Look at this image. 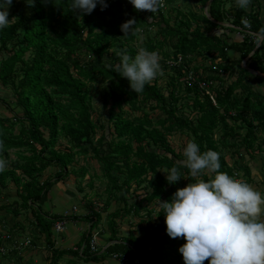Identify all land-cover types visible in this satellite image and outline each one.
Listing matches in <instances>:
<instances>
[{
	"label": "trees",
	"instance_id": "obj_1",
	"mask_svg": "<svg viewBox=\"0 0 264 264\" xmlns=\"http://www.w3.org/2000/svg\"><path fill=\"white\" fill-rule=\"evenodd\" d=\"M163 1L164 7L154 14L135 10L129 0H108L107 9L102 11L98 5L85 15L73 12L70 0H36L34 5L14 0L9 9L10 24L0 30V83L12 96L0 95L1 106L12 113V117L0 114V159L5 162L0 171V211L12 207L19 216L20 208H31L32 225L45 236L49 264H60L66 255L83 264H104L115 253L141 264H166L172 251L177 259L169 264H184L179 252L183 239L165 232L160 239L149 240L132 229L123 231L118 222L129 215L142 216L144 210L146 218L140 226L149 230L158 226L164 232L159 200H170L178 188L198 179L178 165L185 157L170 137L186 135L201 152L217 151L219 171L233 178L241 169V158L264 153V139H259V132L264 133V95L256 91L251 79L258 76L255 73L264 75V42L250 56L259 42L251 33L264 38L256 5L250 9H241L235 2L230 5L232 25L242 28L236 30L222 24L226 19L223 0L211 2L212 19L205 11L197 14L192 7L185 9L180 5L184 0ZM130 20L139 35L123 36L121 25ZM236 31L239 35L232 38ZM140 48L159 54L163 74L136 94L128 80L115 73L114 65L123 53L134 57ZM229 50L239 57L228 59ZM180 55L183 62L179 66L167 63ZM201 59L204 63L198 66L196 61ZM201 68L204 78L216 82L211 86L214 98L197 83L187 81L190 71L199 75ZM95 96L102 103L100 110L93 105ZM11 151L15 152L13 159ZM234 152L239 156L232 164ZM79 156L100 162L107 208L116 204L108 224V240L114 243L104 252L91 250L90 232L84 245L80 243L75 250L57 248L53 225L62 217L43 209L57 183L74 173ZM174 166L183 177L171 185L163 171ZM52 168H58L53 178L45 176ZM78 173L84 175V170ZM208 173L205 170L199 178L210 179ZM11 184L21 199L20 204L16 202L19 208L7 203L12 197ZM90 204L88 215L74 218L90 221L93 227L100 214ZM10 232L4 241L12 244L14 256L21 259L24 255L18 253L14 239L17 232ZM4 241L0 233L6 255L10 249ZM67 264H77L76 258Z\"/></svg>",
	"mask_w": 264,
	"mask_h": 264
},
{
	"label": "clouds",
	"instance_id": "obj_2",
	"mask_svg": "<svg viewBox=\"0 0 264 264\" xmlns=\"http://www.w3.org/2000/svg\"><path fill=\"white\" fill-rule=\"evenodd\" d=\"M13 2L0 0V30L10 24L9 9ZM35 2L26 0L28 5ZM129 2L135 10H147L152 14L163 6V0ZM252 2L235 0L241 9H247ZM98 5L102 11L109 7L108 0H70L72 11L81 15L91 14ZM121 30L123 36L140 34V30L134 28V20L123 23ZM114 71L128 80L136 94L143 93L147 85L163 74L159 54L146 48H140L134 57L123 53ZM183 155L185 159L178 161V165L198 179L178 188L170 200H159L158 207L164 213L168 236L186 241L179 248L184 264H205V261L208 264H264V193L219 171L220 154L215 150L201 152L196 142L189 141ZM4 167L5 162L0 160V171ZM205 170L214 176L207 180L199 178ZM163 172L171 185L183 177L175 166Z\"/></svg>",
	"mask_w": 264,
	"mask_h": 264
},
{
	"label": "rangeland",
	"instance_id": "obj_3",
	"mask_svg": "<svg viewBox=\"0 0 264 264\" xmlns=\"http://www.w3.org/2000/svg\"><path fill=\"white\" fill-rule=\"evenodd\" d=\"M228 2L230 3V0L229 1L223 0V5L221 6L224 13L226 14L228 12L227 10L229 6ZM180 5H182L183 7L186 6L185 9H189L192 7L197 14H202L205 11L206 4H204L202 0H184V2L181 3ZM257 7L258 5L255 6V10H257ZM228 14L231 15L230 12ZM234 36H235L234 33L231 34L232 38H234ZM238 54L239 53L237 52L235 53V55L239 57ZM196 62H197L196 64H200V63H204V60L201 59V60H197ZM0 95L5 97L6 99L12 98V96L8 94V90L6 89V87L3 86L1 83H0ZM93 105L97 110L101 109L102 103L98 96L93 97ZM0 114H3L1 116L12 117V113H10V111H8L7 109L3 108L1 104H0ZM130 116L133 117L135 116V114H130ZM170 142L172 143L173 147L179 151V150H184V147L186 143L189 142V140L186 135L177 133L170 137ZM13 158H15V152L11 151L10 159ZM77 158L78 159H76L74 169L73 167L70 168L73 169L74 173H71L68 177L58 182V184L55 186V188L56 187L57 188L49 194V197L51 198H53V195L57 197L52 199L51 202L47 201L43 205V209L45 212L49 211L48 213L50 215H54L52 214V211L53 212L57 211L58 213L61 214V217H63V214L65 215L71 214L70 216H72L73 220H76L79 217L86 216L91 211L90 203H92V205L95 206L97 210H99V214H100L99 222H97L96 224L97 230L100 229L105 230L108 228L109 219L111 218V213L116 209V204L113 203L111 206L107 208L106 205L107 193L105 191L106 181L103 178L102 165L98 160L95 159H89L84 156L83 157L79 156ZM82 170H84V175L83 174L79 175L78 172ZM50 171H47L45 173V176L47 175L49 177H51L52 175L54 176L55 172L58 171V168H54L53 170ZM41 179L45 180L46 178L42 177ZM8 191L12 194V197L9 198L7 203H11V204L13 203L14 204L13 207L19 208L20 206H18L16 202L17 203L19 202L20 204L21 199L17 195L16 186L11 184L10 189ZM58 194H61V196H58ZM150 206H153V204H150ZM73 207L78 208L76 215H73V210H72ZM157 209H159V207H157ZM20 211H22V213L19 216L15 215L12 207L0 211V233L2 234L3 240L7 241L8 239L7 237L11 233L10 231L15 229L17 234L14 236L15 237L14 239H16V243H18V245L22 247L18 249V253H23L24 256L21 259H17V257L14 256L16 253L10 249L12 247L11 246L12 244H10L9 242L6 243L4 241L5 244H7L8 249H10V252H8L6 255L0 256L2 257L1 260L2 261L4 260L3 264H40L41 256H39V253L37 252L33 253V248H32L34 245L33 242H31L32 244L30 247L24 245V241L26 243L29 242V240L27 241V239L30 240L32 239L33 241L35 237L38 239L37 243L43 241L39 234V230L35 226H31V223H33L32 221H34L33 211L31 210V208H28L27 210L20 208ZM144 213L145 212L143 210L140 213V215L142 216L129 215L122 221L118 220V222L121 224V229L123 231L132 229L137 236L140 237L145 236L148 237L149 240L151 239L156 240L157 235H160L162 233V228H159L158 226H154L152 230H149L147 228L143 229L140 226L139 222H141L143 218H146V216H144ZM73 216L78 218H74ZM153 220H157V219L154 218ZM163 220L165 221V216L162 219V221ZM158 221L159 219L157 220V222ZM84 222H89V221L85 220ZM21 223L24 224L23 226L24 228L21 227ZM72 223L73 221L66 219V223H65L66 228L62 232H57L56 229L53 228L54 236L59 235L60 237H64V236L68 237L71 234V237L74 236L77 242L84 245L86 238H85V234L81 230L83 228L82 225L78 226L79 228L78 231H74ZM38 237L41 239V241ZM149 240H147V242ZM107 243H109V240H107ZM37 257H39V261H37ZM13 258L16 259L17 261L15 262ZM41 264H43V262ZM60 264H67V262L61 260Z\"/></svg>",
	"mask_w": 264,
	"mask_h": 264
},
{
	"label": "crops",
	"instance_id": "obj_4",
	"mask_svg": "<svg viewBox=\"0 0 264 264\" xmlns=\"http://www.w3.org/2000/svg\"><path fill=\"white\" fill-rule=\"evenodd\" d=\"M227 1H229V0H227ZM233 2H235V0H230V3L228 2V4H229L228 8L230 7V5ZM252 4L258 5L257 10L259 11L260 20L262 21V23L264 25V0H260V1H256V2L253 0V2L249 5V7L247 9H250ZM228 8H227V10H228ZM230 14H231V12H230ZM225 17H226V19H225L224 22H222V24L231 26L232 25V23L230 21L231 20V18H230L231 15H229L228 13L227 14L225 13ZM234 34H235L234 38H236L239 35L237 31ZM263 42H264V38H263ZM235 53H236L235 51L229 50L227 52L228 59H230V60L237 59L238 56H236ZM238 55H240V54H238ZM244 62L245 61L242 62V65H243ZM255 74L258 75V76L251 78L253 83H254V85H255L254 88L256 89L257 92H259V93L264 95V75H261L259 73H255ZM238 131H240V130H238ZM259 139L260 140L264 139V133L263 132H259ZM238 156L239 155L236 152H234V158H233V160L232 159L230 160V161H232L231 162L232 164H233V162L236 159H238ZM228 158H229V156H228ZM239 162H240L239 164H240L241 169H240V171H237V173L235 174V179H237V180H239L241 182H247L250 185H252L256 190L260 191L261 193H264V153L261 152L260 154L255 155L254 158H249V157H244L243 159L241 158ZM208 175H209V177L211 179L214 176V173L209 172ZM56 188L54 187V189L52 191H54ZM58 196H61V194H58ZM56 197L57 196L53 195V198L49 197L48 201L51 202V200L56 198ZM47 212H49V211H47ZM52 214H58V215L61 216V214L58 213L57 211L56 212L52 211ZM262 219H264V217H262ZM68 220L73 221L72 226L74 228L73 229L74 231H78L79 230L78 226L82 225L83 228L81 230L83 231L85 236H87V234L89 232L91 233V237L96 233L97 243H98V250L100 249V250H102V252H104L106 247L109 244H113L114 243V241L111 242V243H107V240L109 239V237L111 235L109 230H108V228L105 229V230L104 229L97 230V226H96L97 223L93 224V227H91V222L90 221L89 222H84L85 220L81 221L80 219L73 220L72 216H68ZM158 222L161 223V220H159ZM29 224H30V222H29ZM84 224H85V226H84ZM163 225L166 226V223H164ZM31 226H33L32 223H31ZM53 228H55V226ZM165 232H166V230L164 232H162L157 237L156 240L160 239V237ZM27 234H29V233H27ZM41 239L43 241H41ZM41 239H40L41 242H38L37 245H35L34 241H33V244H34L33 247H32L33 248V253H35V252L39 253V256H41L40 257L41 263L43 262V264H49L50 260H48V257H47V249L45 247V236L44 235L41 236ZM75 239L76 238L74 236L71 237V234L68 237H65V236L64 237H60L59 235H57V236L55 235L53 237L55 245L59 249H74V250L77 249L79 247L80 243L77 242V240H75ZM181 239H183V238H181ZM28 240H29V242H31L32 239L31 240L27 239V241ZM25 244H26V242L24 241V245ZM31 244L32 243H30L29 245H25V246H29L30 247ZM19 248H20V246H19ZM19 254L23 255V253H19ZM71 258H76L77 264H81L82 263V261L78 260L77 257L67 256V255L65 257H63L61 260L65 261V262H68V260L71 259ZM176 259H177V255L174 253V251H172V255L170 256V258L165 260V263L169 264L170 262H176ZM13 260L15 262L17 261L14 258H13ZM23 260H24V258H23ZM182 260H183V258H182ZM37 261H39V257H37ZM3 263H4V260L3 261L0 260V264H3ZM104 264H118V263L112 257L111 258L109 257V259L105 260ZM205 264H208V261H205Z\"/></svg>",
	"mask_w": 264,
	"mask_h": 264
},
{
	"label": "built area",
	"instance_id": "obj_5",
	"mask_svg": "<svg viewBox=\"0 0 264 264\" xmlns=\"http://www.w3.org/2000/svg\"><path fill=\"white\" fill-rule=\"evenodd\" d=\"M256 1H260V0H254ZM164 1H163V6L164 7ZM237 30H242V28L236 27ZM247 32H250V28L248 27ZM253 39H258V37L251 33ZM183 62V57L180 55L177 57V59L175 58H171V59H167V63L171 66H179L181 63ZM203 64V63H200ZM200 64L198 66H200ZM246 61L243 63V66H246ZM214 69L218 70V73L221 75H224V70L223 69H219L218 67H214ZM202 68L199 71V75H197V73L195 71H190L187 75V81L188 82H194L197 83L199 85V87L204 91V93L206 95H209L211 98H214L215 94L211 91V86H215L216 82L214 80H208L207 78H204L205 75H203L202 73ZM209 74V73H207ZM215 103V101H214ZM73 215H76L78 208L77 207H73ZM71 215V214H70ZM70 215H65L63 214V217L61 219H58L55 222V229L57 232H62L65 230V223H66V219H68V216ZM29 242H27L26 244H28ZM90 247L92 251H97L98 250V243H97V237H96V233L91 237L90 239ZM5 252H7V248L4 245L0 244V255H3ZM143 256V252L140 253ZM112 258L117 261L118 264H141L140 260L137 261H133L131 260L128 256L124 255V254H120V253H115L112 254Z\"/></svg>",
	"mask_w": 264,
	"mask_h": 264
},
{
	"label": "water",
	"instance_id": "obj_6",
	"mask_svg": "<svg viewBox=\"0 0 264 264\" xmlns=\"http://www.w3.org/2000/svg\"><path fill=\"white\" fill-rule=\"evenodd\" d=\"M213 0H209L208 2H207V4H206V9H205V13L207 14V17L208 18H211V16H210V14H209V12H208V9H209V5H210V3L212 2ZM259 37V43H258V45L255 47V49L252 51V53L250 54V56H252L254 53H255V51L259 48V46L260 45H262V43H263V37H261V36H258ZM247 60V59H246ZM245 60V61H246Z\"/></svg>",
	"mask_w": 264,
	"mask_h": 264
}]
</instances>
